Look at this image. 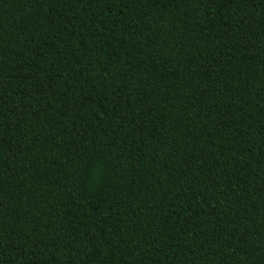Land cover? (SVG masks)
<instances>
[{"label":"trees","instance_id":"1","mask_svg":"<svg viewBox=\"0 0 264 264\" xmlns=\"http://www.w3.org/2000/svg\"><path fill=\"white\" fill-rule=\"evenodd\" d=\"M0 264H264V0H0Z\"/></svg>","mask_w":264,"mask_h":264}]
</instances>
